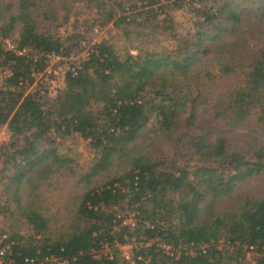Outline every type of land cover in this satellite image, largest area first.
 I'll return each instance as SVG.
<instances>
[{
	"label": "trees",
	"instance_id": "trees-1",
	"mask_svg": "<svg viewBox=\"0 0 264 264\" xmlns=\"http://www.w3.org/2000/svg\"><path fill=\"white\" fill-rule=\"evenodd\" d=\"M92 1L125 43L93 42L48 103L36 75L80 37L53 31L67 5L0 0V127L8 132L0 140V217L30 226L0 228L16 241L17 259L264 264V191L240 187L259 179L264 188V0ZM185 5L194 9L190 27L171 48L160 46L161 36L177 35L171 11ZM203 112L229 131L212 137ZM74 132L97 153L75 178L74 159L58 141ZM53 175H72L73 212L61 218L32 202L16 215V194L35 202ZM158 241L180 250L177 257ZM116 242L137 244L133 263ZM103 243L111 257L93 255ZM242 244L253 246L255 262L245 263Z\"/></svg>",
	"mask_w": 264,
	"mask_h": 264
},
{
	"label": "rangeland",
	"instance_id": "rangeland-1",
	"mask_svg": "<svg viewBox=\"0 0 264 264\" xmlns=\"http://www.w3.org/2000/svg\"><path fill=\"white\" fill-rule=\"evenodd\" d=\"M67 5L64 9L59 10L56 14V19H54L55 26L53 31L61 36H67L72 34V32H78L80 37L77 41V45L70 51L68 55L59 56L53 55L50 57L49 64L47 65L44 72L36 75V80L39 81L43 91L41 92L44 96V100L50 103L53 101L57 91L64 86V73L69 68H72L84 58L91 48V44L95 41H99L101 38H108L118 45L122 46L125 41L118 28L112 27L111 23H105L101 13L94 6L92 0H63ZM185 2L198 0H184ZM162 0L160 3H163ZM154 7L159 6V3L153 4ZM67 13V18L65 14ZM175 22L177 35L168 36L159 43L160 46L166 48H171L176 42V37L179 34H184L186 30L190 27L191 17L194 13V9L191 6L189 9L188 5L183 7H177L171 11ZM163 13L159 14L161 18ZM190 19V20H189ZM78 40V38H77ZM136 51V50H133ZM236 76L235 73L231 75ZM217 83V82H216ZM200 122L207 126V131L212 137L218 133H225L228 130L223 119H215L208 112L201 113ZM239 129V128H237ZM235 131H239V130ZM8 137L7 128L5 126L0 127V140H4ZM60 141L62 148L67 150L69 156L74 159L72 163L73 170H75L76 175L73 178L78 177L79 173L88 170L89 166L94 162L97 157L95 148L90 144L88 138L83 137L81 134L74 132L66 135L64 139H58ZM59 144V143H58ZM174 156L169 158L172 159ZM173 163H180V159L174 160ZM54 177L47 178V181H53L51 185H40V190H37L38 200L28 201L25 196H21L18 192L13 200L12 209L15 214L18 215L20 206H27L29 203H35L37 206L41 205L44 207L46 205L49 212L57 217L63 218L74 210V203L69 200L67 196V186L72 184L74 180L67 181L64 176L53 175ZM242 190L249 188L252 192L264 191L261 187L260 180H252L248 184L247 182L240 185ZM80 192V188L77 189ZM30 196L27 198L29 199ZM68 199V201L66 200ZM64 221L55 222L57 227L63 224ZM5 230H19L20 233L28 232L30 226L26 223L25 219L19 218L18 220H13L12 224L9 225V219L2 218L0 223V228ZM57 230H62L59 227ZM227 241H223L218 244V247L227 246ZM123 252L131 253L133 256L138 251V246L136 243H129L122 246ZM245 263L255 262L257 253L255 251L246 252Z\"/></svg>",
	"mask_w": 264,
	"mask_h": 264
},
{
	"label": "built area",
	"instance_id": "built-area-1",
	"mask_svg": "<svg viewBox=\"0 0 264 264\" xmlns=\"http://www.w3.org/2000/svg\"><path fill=\"white\" fill-rule=\"evenodd\" d=\"M7 44L12 47V45L10 43H7ZM51 56H53V55H51ZM45 69L43 71H40L39 73L44 72ZM71 70H72V72H76L74 66L71 68ZM0 223H1V217H0ZM153 241H156V239L147 242V244L153 243ZM14 243H16V241L13 238L9 237L7 232L0 231V264H62L63 262H65L64 259L59 258V257L54 256V255H43L40 257L24 256L20 259H17L16 252L14 251V248H13ZM116 244L118 245V247H120L122 255H124L125 258H127L128 260H130L133 263V260H132L133 254L125 253V252H123V249H122V246L127 245V244H119L118 242H116ZM157 245L162 247L163 250L168 255H171V256L177 257L178 253L180 252V250H175V248L171 244H165L162 241H158ZM242 246L246 250V252H250V251H252L251 249H253V246L248 245V244H242ZM193 250H194V248L189 252L192 253ZM92 252H93V255L95 257H100L101 254H103L105 256H110V257L112 255V250L108 246L107 243H103L99 249H97V250L93 249ZM186 252H187V250H186ZM137 258H142V257L140 255H137Z\"/></svg>",
	"mask_w": 264,
	"mask_h": 264
},
{
	"label": "crops",
	"instance_id": "crops-1",
	"mask_svg": "<svg viewBox=\"0 0 264 264\" xmlns=\"http://www.w3.org/2000/svg\"><path fill=\"white\" fill-rule=\"evenodd\" d=\"M2 126H5L6 127V125H2ZM7 128V127H6Z\"/></svg>",
	"mask_w": 264,
	"mask_h": 264
}]
</instances>
